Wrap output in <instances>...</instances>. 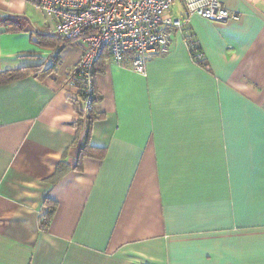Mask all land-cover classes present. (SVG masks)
I'll use <instances>...</instances> for the list:
<instances>
[{
    "label": "crops",
    "instance_id": "0c3cea01",
    "mask_svg": "<svg viewBox=\"0 0 264 264\" xmlns=\"http://www.w3.org/2000/svg\"><path fill=\"white\" fill-rule=\"evenodd\" d=\"M220 1L240 19L188 18L204 64L179 31L145 75L105 55L85 132L71 77L82 45L38 43L57 36L53 20L0 0V17L24 22L0 26V71L51 66L0 85V264H264V0ZM168 14L184 16L179 0ZM82 145L103 157L76 169Z\"/></svg>",
    "mask_w": 264,
    "mask_h": 264
},
{
    "label": "built area",
    "instance_id": "2783aa9c",
    "mask_svg": "<svg viewBox=\"0 0 264 264\" xmlns=\"http://www.w3.org/2000/svg\"><path fill=\"white\" fill-rule=\"evenodd\" d=\"M174 0H37L34 8L54 22L53 32L64 40L82 45L71 77L76 79L82 111L92 110V68L106 52L109 62L145 75L146 62L166 54L172 44L173 31L183 32L192 59L204 64L188 29V18L199 15L214 22L237 21L240 13L226 8L220 0H179L182 18L168 14ZM127 60V62H125Z\"/></svg>",
    "mask_w": 264,
    "mask_h": 264
},
{
    "label": "trees",
    "instance_id": "16d2710c",
    "mask_svg": "<svg viewBox=\"0 0 264 264\" xmlns=\"http://www.w3.org/2000/svg\"><path fill=\"white\" fill-rule=\"evenodd\" d=\"M37 2V0H32ZM34 2V3H35ZM0 26H2L6 31H12V32H20L23 30L24 28V22L19 20L16 17H0ZM72 40H64L59 36H40L38 37V43L45 45V46H54L56 44H63L66 45L67 43L71 42ZM105 55H108L106 52H104L100 58L95 62V64L93 65L92 68V76H93V81H94V74L95 72L99 71V64L103 63V60L105 58ZM51 70V66H48L46 68H43L42 65L40 66H25V67H20V68H16V69H9V70H3L0 71V85L1 84H5L17 79H20L22 77H25L26 75H28L29 73H35L37 75H45L47 74L49 71ZM73 79V83L74 86L76 88L77 91V98L76 100H81L80 98V92L78 90V84L76 79ZM93 96H92V110L87 113L84 114L82 109L80 107H78V103L76 102V100L72 99V101L75 104V108L79 113V116H83V119L85 121V132H88L89 127L91 125V123L99 118L100 116V112L97 111L96 109V105L101 101V96L99 95V93L97 92L96 88H95V82L93 85ZM103 152H104V148H95L93 146L90 145H82L81 149H80V153L78 156V161L77 164L74 166V168L76 169H80L81 168V158L85 155H89V156H97L98 158H102L103 157ZM68 169V166L65 164L59 163L54 174L52 175V177L50 178L51 182H55L57 181L62 174ZM56 204L53 201H50L48 199L45 200L44 202V213L42 215V219H41V224L40 227L42 228H46V226L49 224L50 219L52 217V214L55 210Z\"/></svg>",
    "mask_w": 264,
    "mask_h": 264
},
{
    "label": "rangeland",
    "instance_id": "374dc122",
    "mask_svg": "<svg viewBox=\"0 0 264 264\" xmlns=\"http://www.w3.org/2000/svg\"><path fill=\"white\" fill-rule=\"evenodd\" d=\"M36 11H39V10H36ZM40 12V11H39ZM36 14H38V12H36Z\"/></svg>",
    "mask_w": 264,
    "mask_h": 264
}]
</instances>
